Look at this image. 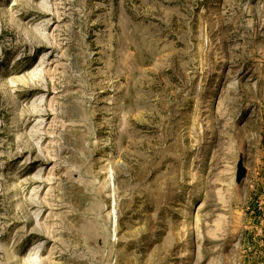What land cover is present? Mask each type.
<instances>
[{"label":"rangeland","instance_id":"1","mask_svg":"<svg viewBox=\"0 0 264 264\" xmlns=\"http://www.w3.org/2000/svg\"><path fill=\"white\" fill-rule=\"evenodd\" d=\"M0 264H264V0H0Z\"/></svg>","mask_w":264,"mask_h":264},{"label":"water","instance_id":"2","mask_svg":"<svg viewBox=\"0 0 264 264\" xmlns=\"http://www.w3.org/2000/svg\"><path fill=\"white\" fill-rule=\"evenodd\" d=\"M247 176V169L245 168L243 162L239 163L237 170V182L241 183Z\"/></svg>","mask_w":264,"mask_h":264}]
</instances>
